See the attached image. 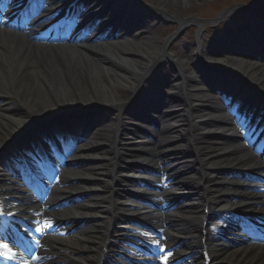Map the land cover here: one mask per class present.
<instances>
[{
    "label": "bare ground",
    "instance_id": "bare-ground-1",
    "mask_svg": "<svg viewBox=\"0 0 264 264\" xmlns=\"http://www.w3.org/2000/svg\"><path fill=\"white\" fill-rule=\"evenodd\" d=\"M73 1H64V10H68V3ZM262 1L256 0L253 5L259 7ZM97 2L100 6L97 12L92 10V3L88 2L82 16L84 22L93 19L96 13H107L108 21L112 24L120 20L127 22L125 16L135 15L136 11L144 7L142 4L147 7L145 11L153 10L166 20H178L179 16V0ZM52 11V8L48 9L45 15ZM76 13L79 11L71 9L69 5L67 15ZM149 14L154 16V13ZM144 16L146 19L141 28L129 37L119 36L100 43L87 41L79 46L36 45L21 35L0 31V98H4L5 104L4 107L0 106V155L5 149L19 144L23 136L35 133L33 131L42 132L41 125L46 118L88 114L85 110L89 108H101L114 114L108 123L97 125L94 136L79 146L76 155L68 162L78 158L92 162L91 166L83 170L67 166L61 176L63 183L54 186L55 190L48 201L53 207L59 201L74 197L69 185L76 182L73 188L85 192V195L109 187L111 194L107 196V200H110L108 208L105 207L104 190L95 199L64 209H48L46 206H41V209L39 204L28 203L15 205L12 210L7 209L3 216L15 220L13 225L18 231L29 232L39 228L41 221L33 217L47 222L51 216H55L57 225L71 223L72 227L56 234L51 225L45 228L42 226L44 230L40 233L44 244L37 250L35 260L23 253L19 237L12 242L7 238L11 250L2 260L5 264H115L119 256L113 258V253L121 248L120 242L129 249L130 242L145 246V241L150 240L152 243L155 240L146 230L145 221L150 225L155 223L159 229L166 227L167 235L173 236L169 244H184L178 248L176 258L192 255L189 264H264V245L247 244L246 237L240 236L236 229L237 223L225 220L229 223V230H225L228 233L223 236H233L239 242L233 248L225 246L226 240L218 238L216 234L219 230L214 234H209L207 230V223L216 222V218L222 216L223 212L232 218L233 215L242 216L245 212L243 205L246 203H251L255 211L253 221L264 219V189L258 187L256 192L251 191L252 182L217 173L219 169L250 171L255 166L257 171L264 173V162L250 158L245 146L236 140L234 132H230L228 126L232 119L225 113V106L216 100L215 94L203 90V86H208L213 78L201 77V71L205 68H215L225 75L236 74L239 80H236L235 86H241L242 89L245 87L243 80L248 79L255 88H247L253 92L252 99L264 106V64L236 56L224 59L222 55L231 49L230 46L227 51L222 49L212 52L200 40L194 45L193 58L190 56L191 51L174 52L172 44L176 38H161L152 31L147 20L149 15L144 13ZM50 22L56 21L52 19ZM190 22L181 21V26ZM254 22L256 20L250 24ZM251 27L258 30L259 38L264 40V28L255 23ZM249 29L243 27L238 35L243 32L246 34ZM226 42L222 45L226 46ZM163 66L173 67L174 75L166 73L167 76H164L168 77L165 84L169 82V86L163 87L159 83V89L151 88L149 80L161 73ZM216 82L219 81L214 79L212 83ZM230 88L226 90L230 91ZM168 91L171 93L164 96ZM158 96L159 101L156 102ZM10 105L18 107L9 109ZM146 114L157 115L156 119H151L161 122L159 135L162 134L164 138L168 136L169 145L172 146L170 152H157L150 149L148 143L146 148L149 149L146 151L142 138L137 133L132 134L134 130H149ZM89 119L83 117L74 121L84 122ZM182 146L187 148L190 162L196 167L182 178L198 189L193 202L180 201L182 195L177 194L175 197L180 202L176 210L161 212L144 207L136 209L137 204L131 197L137 195L136 191L141 187H135L134 181L141 180L156 189L161 187L160 182L152 181L149 177L152 171L136 172L142 163L140 159L156 173L172 167L171 172L178 176L182 165L169 164L166 169H162L158 166L160 161L157 157L179 154ZM98 148L104 149L103 152L99 153ZM146 155L154 157L153 163L156 164L151 166L152 161L146 159ZM132 164L137 165L133 167ZM2 178L0 171V204L4 208V204L10 203L8 197L19 192H10ZM182 180L175 178L174 182L182 183ZM119 187L124 191L128 188L126 195L124 192L120 197L114 195ZM173 190L177 191V186ZM159 196L167 195L160 189ZM9 211L14 215H7ZM88 221L94 225L75 230L77 224ZM124 224L131 228V231L125 229L132 234H129L130 237L122 235ZM136 235L145 240H138L134 237ZM121 237L126 241H120ZM6 249L0 248V254ZM162 250L161 253L166 252V247ZM127 255L134 259L132 251H127Z\"/></svg>",
    "mask_w": 264,
    "mask_h": 264
},
{
    "label": "rangeland",
    "instance_id": "rangeland-1",
    "mask_svg": "<svg viewBox=\"0 0 264 264\" xmlns=\"http://www.w3.org/2000/svg\"><path fill=\"white\" fill-rule=\"evenodd\" d=\"M250 1L251 0H188V1L179 0L180 3H178L179 4L178 20L177 19L176 20H166L164 17H159L161 15L158 14L157 12L149 11L151 13H154V16H152L153 14L152 15L149 14V12L145 11L144 8H142L141 12L149 15L150 19L148 18L147 20L149 21V24L151 25L152 31H155L163 39H166V38L168 39L169 37L174 36L175 34L179 33V31L182 29L183 32L179 36L176 37L175 41L172 44V48L174 49V52L185 53L186 51H191L190 56L191 58H193L192 54H194V45L199 40L204 44V46H207L209 47V49L213 50L212 52L220 51V50L222 51V49L227 51L228 50L226 47L227 45L226 46L221 45V43L218 42V39H220L221 36L228 35L232 31V29H236L237 27H239L240 19L225 18V20H223V22L220 23L219 25L205 24V26L202 27L201 31L195 23L190 22L184 26H181V21H191V20H196L197 18L211 19L217 16V14H219L223 10L230 9L233 6H236L237 4H241V3L247 4ZM261 12H262V15H264V8L261 9ZM139 23H142V21L140 20ZM139 23L137 24L136 22H132V24H129V27L127 26L128 27L127 31L129 32V34H132V31H131L132 29L135 30L142 26ZM240 45L241 44L237 42L235 46H233V48L227 51L226 54L222 55V58L229 59L230 57L236 56L242 59H247L241 55L243 54L242 52H244L243 51L244 49L239 47ZM33 53H35L34 48H33ZM248 60L257 61L258 63L264 64V57H260L259 60L258 59H254V60L248 59ZM190 62L193 63V61L191 60ZM172 68H173L172 66H163L161 73L155 74L149 80V85L151 86V88L159 89L160 88L159 83L163 87L169 85V82H166L165 84V79L168 77H164V76L166 75V73H168V75L173 76L174 73H173ZM233 79L234 77L232 78V80ZM116 95L119 96V93H116ZM0 101H1L0 106L4 107L5 106V104L3 103L4 98L1 97ZM14 107H15L14 105H10L9 109H16L18 106L16 108ZM113 117H114L113 113L111 115L103 114L102 116L98 117L97 121L99 123H106ZM145 139L146 141H150V138L148 137H145ZM158 139H161V138H156L155 140L157 141ZM155 140L154 142H156ZM178 148H180V146ZM186 149L187 148L185 147L181 148V150H184L185 152L179 157H176L175 159L176 161L178 159V162L181 165H183L182 166L183 174L181 173L180 174L181 176H186L188 173H190L196 168L195 165H192V163L190 162L191 160L189 158V154L186 151ZM103 150L104 149L102 148H98L99 153L103 152ZM83 164H84L83 167L86 169V167L91 166L92 162L84 161ZM183 167H185V169H183ZM184 182L188 186L190 181L188 183L186 181ZM108 184H110V182H108ZM104 190L106 192L105 198L107 200V196L111 194V190L109 187L105 189L102 188V190L95 191V193L92 194L95 196L89 195L85 199L89 198L90 196H92L90 199H95ZM80 191L81 190L78 189L73 192L74 194H77V193H80ZM123 191L124 189L119 187L118 189H116V192H114V195L119 196V197L123 196ZM79 195H82V194H79ZM106 200L105 202L107 204L105 205V207H107L108 203L110 205V200H107V201Z\"/></svg>",
    "mask_w": 264,
    "mask_h": 264
},
{
    "label": "snow or ice",
    "instance_id": "snow-or-ice-1",
    "mask_svg": "<svg viewBox=\"0 0 264 264\" xmlns=\"http://www.w3.org/2000/svg\"><path fill=\"white\" fill-rule=\"evenodd\" d=\"M0 2H2V0H0ZM47 2V0H32V16H36L38 15V11L36 10V4L39 3L41 7H43V5ZM32 16H26L24 19V24H31L32 27H36V25L32 22ZM25 159H27V157H25ZM0 163H2V161H0ZM4 213L0 212V216H3ZM7 215L9 216H13L14 214L11 213L10 211L7 213ZM4 227L3 225H0V232L4 231ZM37 232L40 231L39 228L35 229ZM0 248H8V244L7 243H0ZM163 251V250H161ZM168 255H171V252L169 251ZM168 255L164 256V260L167 261L168 260ZM9 259H11L12 257H8Z\"/></svg>",
    "mask_w": 264,
    "mask_h": 264
},
{
    "label": "water",
    "instance_id": "water-1",
    "mask_svg": "<svg viewBox=\"0 0 264 264\" xmlns=\"http://www.w3.org/2000/svg\"><path fill=\"white\" fill-rule=\"evenodd\" d=\"M248 6H249V5H248ZM248 6L238 5V6H236V8H239V7H248Z\"/></svg>",
    "mask_w": 264,
    "mask_h": 264
}]
</instances>
